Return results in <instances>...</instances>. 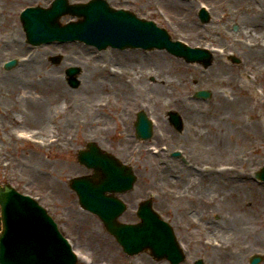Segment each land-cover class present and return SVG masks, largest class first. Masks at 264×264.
Wrapping results in <instances>:
<instances>
[{
  "label": "rangeland",
  "instance_id": "obj_1",
  "mask_svg": "<svg viewBox=\"0 0 264 264\" xmlns=\"http://www.w3.org/2000/svg\"><path fill=\"white\" fill-rule=\"evenodd\" d=\"M52 1L0 0V34L15 28L24 44L16 50L0 47V186L10 185L42 206L78 255V264H168L164 260L154 261L147 253L127 257L106 233L99 219L80 209L68 183L72 178L92 175V171L78 163L77 153L85 149L87 143H94L102 151L130 165L137 177L133 190L119 196L128 207L120 222L137 223L136 209L139 203L150 198L153 209L172 227L184 249L186 260L181 264H193L197 259L204 264H249L250 257L254 255L264 258V202L261 203L264 183L254 178V173L264 166V110L261 103L256 105L249 98V92L241 91L237 83L241 75L254 79L257 90L264 95V57L256 51L249 52L244 46L249 41L250 33L255 36L258 35L256 32L264 30V0H250V8L246 9L245 0H174L169 7H165L162 0H106L114 9H124L139 18L154 21L167 31L172 41H181L191 48L211 52L212 63L206 68L201 64L187 63L165 50L107 48L98 51L76 42L33 47L26 43L19 15L26 7H49ZM88 1L68 0L71 4ZM178 3L182 5L179 7ZM200 5L215 7L206 24H202L196 15ZM76 20L65 16L60 23ZM255 21L261 24L257 30L253 26L250 28ZM250 39L255 38L250 36ZM260 41H264V35ZM209 47L220 48L224 54H218ZM28 52L35 56L31 61L22 62L19 57ZM125 53L147 57L143 58L145 61H140L136 56ZM229 55L238 58L240 64H233ZM58 56H62L59 62ZM156 56L164 59V65L157 63ZM13 59L18 61L17 64L5 71L3 64ZM226 64L231 68L225 71L227 74L220 73L221 67ZM102 65L137 69L143 77L134 82L131 88L121 89L119 93L111 89H98L97 82L107 86L119 84L118 80L96 72V68ZM195 66L198 68L196 73L192 70ZM33 67L35 69L30 70ZM71 67L80 69L76 75L79 84L75 88L68 84L65 76L66 69ZM155 68L166 71V78L173 80L172 85L161 94V103L168 101L171 95H182L200 102L204 108L211 107L214 113L211 110L206 114L197 111L187 113L178 104L172 103L162 106L152 102L149 110L139 108L138 103L152 95L151 84L156 76L151 71L154 72ZM147 72L150 74L146 75ZM51 74L61 80L72 101L66 95L60 96L62 100H57L59 90L54 88L53 80L47 78ZM192 74L196 80H190ZM84 75L88 76L87 85L88 80L84 79ZM128 76L132 78L134 74ZM88 85L94 92L87 94L89 91L82 90L84 87L87 89ZM198 91H208L210 96L197 98L195 94ZM220 94H224L228 100L241 99L242 104L225 103L223 109H219L217 96ZM98 97L107 103L101 115L119 116L122 122L105 127L82 124L94 115L89 104ZM28 98L39 100L47 109H54V104L58 102L69 105L70 109L45 123L53 132L42 134L46 137L69 134L70 140L65 146L35 148L26 140L15 142L12 139L10 132L15 128L21 127L26 131L43 128L42 125L29 123L39 116L35 108L26 105L25 99ZM140 111L152 121L153 135L150 140L136 138L134 123ZM169 112L180 116L183 124L181 131L178 132L171 125ZM72 116L80 118L81 123L73 121L75 124L71 122L65 127L61 126L66 118L71 120ZM13 117L20 118V126H15ZM156 118L161 119L160 129L164 131L158 145L153 140L157 138ZM258 118L261 122L256 124ZM217 129L226 134L224 142L214 140L213 132ZM198 131L204 132V138L196 136ZM130 148L134 151L132 154ZM147 148L154 154L161 152V157L150 160ZM176 152L180 153L181 158L173 157ZM30 153H36L39 157L40 162L35 165L39 169L37 176L29 173L23 165ZM215 162L235 165L244 179L234 174L220 177L209 175L197 179L201 187L187 186L193 178V167H201L202 164L209 167ZM33 163L30 162L28 167H33ZM240 183L246 191H236L235 187ZM181 193H185L187 198L180 199ZM244 198L247 200L244 201ZM205 238L227 243L229 251L203 246L201 239Z\"/></svg>",
  "mask_w": 264,
  "mask_h": 264
},
{
  "label": "water",
  "instance_id": "obj_2",
  "mask_svg": "<svg viewBox=\"0 0 264 264\" xmlns=\"http://www.w3.org/2000/svg\"><path fill=\"white\" fill-rule=\"evenodd\" d=\"M33 11L31 14L26 13L23 16L25 19H22L25 20L27 39L34 45L64 37L83 41L98 49L108 46L120 49H166L189 63L199 62L204 67L211 63L208 53L188 49L178 42L172 43L164 31L151 23L139 21L128 12L112 10L104 0L71 6L66 0H56L49 10L39 8ZM65 14L82 20L60 28L58 19ZM207 20L204 14L203 21ZM14 64L11 62L8 69ZM78 73L79 69L74 68L67 71L73 88L79 84L74 79ZM197 96L208 97L209 94L200 92ZM170 121L176 130H182V121L176 113H170ZM136 129L139 138L149 139L152 135L151 126L142 113L138 116ZM88 147V153H79L78 161L93 169L95 174L70 181V188L76 192L80 206L99 217L106 231L115 237L129 256L149 250L156 259L165 257L172 264L182 261L184 257L172 229L153 211L150 200L139 206L137 215L141 219L140 224L117 222L126 206L115 195L130 191L136 177L131 168L101 153L95 145L89 144ZM257 177L264 181V168ZM106 192L113 196H105ZM0 207L3 226L0 233V264H76L69 245L33 199L19 195L9 187L0 188ZM259 262V258L252 259V264ZM196 264L202 263L198 261Z\"/></svg>",
  "mask_w": 264,
  "mask_h": 264
},
{
  "label": "bare ground",
  "instance_id": "obj_3",
  "mask_svg": "<svg viewBox=\"0 0 264 264\" xmlns=\"http://www.w3.org/2000/svg\"><path fill=\"white\" fill-rule=\"evenodd\" d=\"M162 1L164 2L165 7L172 6L173 5L172 3H174V0H162ZM244 2L247 3V6L245 7V9L250 8L249 4L251 1L245 0ZM177 5H179V7H180L182 4L180 5L178 3ZM163 8H164V6H163ZM213 10L215 11V8H213ZM252 26L254 27L253 29L257 30L260 28L261 24L259 22L255 21V25H251L250 28ZM6 33L0 34V47H7L9 49L16 50V49H19L21 46L24 45L23 43H21L23 41L20 40V37H19L20 33H17V30L15 28H10L8 30V33L7 34ZM256 33L258 35H255V36H253L254 34L250 33V36L255 38V39H250V36H249V43H248L247 49L251 53H254L256 51V52H258L259 55H261V57H264L262 55V54H264V41H260V39L263 38L264 30L261 29ZM1 44H4V45H1ZM244 46H246V45H244ZM245 48H243V49H245ZM252 50H254V51H252ZM125 55L136 56V58H138L140 61H145V59H143V58L147 57V56L144 57L141 55L139 56V54H127V53H125ZM34 56H35V54H30V52H28V53H25L23 56H20V57L25 58V59H23L25 61H31ZM156 57H158V58H156L158 61L157 63L164 65V59H162L159 56H156ZM35 59H36V57H35ZM219 59L221 60L222 58H219ZM230 68L231 67L228 64H226V65L222 66L221 69L219 68L220 73L227 74V72H225V71L229 70ZM33 69H35V68L33 67L30 70H33ZM173 69H175V68L173 67ZM197 69L198 68L196 66L192 68L194 73L197 72ZM258 69L262 71V69H260V68H258ZM133 70L132 69H123V68L116 69V68L110 67L109 65H105V66L102 65V67H97L96 72L101 73V74H105V76L109 79H112V80L116 79V80H118L117 83H119V84H117V86H115L113 84H110V86H107L105 83L97 82L99 84L98 89H107L106 91L111 89V90L117 91L118 93L121 89L128 90L129 87L130 88L132 87L134 82L139 81L143 77V75L139 74L137 69H133ZM261 71H259L260 74L262 73ZM151 73H154L156 76L155 81L153 82V84H151L152 91L150 93H152V95L151 96L149 95V97L146 96L149 99L146 98L147 100L140 101L137 105L139 108L149 110V106H150V104L152 105V102H153V104H155V105H156V103H159L162 106H167L170 103L178 104L187 113H193V112L197 111V112H202V113L206 114L211 110V107L204 108L201 106L200 102H196V101L190 100L188 98H184L182 95H177V96L171 95L170 99L168 101H164L163 103H161L162 102L161 98H160L161 94L163 93V91H166V89L170 85H172L173 80L170 79V77L166 78V75H165L166 71L164 72L161 69L155 68L154 72L151 71ZM132 74H134V76L132 78L128 76V75H132ZM149 74L150 73H148V72L146 73V75H149ZM47 78L50 80L52 79L54 82V83L52 82L54 88H57V90H59L57 100L61 99L60 96L65 97V95H66L67 99H70L69 95L67 94L68 92L65 90L61 80L57 79L58 77H54V76L52 77V74H51V75H47ZM189 78H190V80H194L195 79L194 74H192ZM84 79L88 80V76L84 75ZM88 83H89V80L87 81L86 85ZM237 83H238L239 89L241 91L246 92V93L249 92L248 93L249 98L252 99L256 103V105L258 104V102L261 103V106H262L261 109L264 110V95H261L260 92L257 90L256 84H255L256 81L254 79L253 80L247 79L244 75H241L240 77H238ZM144 88L145 87H143V89ZM82 90L89 91L87 94H90V92H94V89H92L89 85H88L87 89H86V87H84ZM70 101H72V100L70 99ZM217 101L219 103V105H218L219 109H223L222 105L225 103L242 104L241 99L232 98L231 100H228V98L224 94L218 95ZM25 102H26V105L35 108V111L36 112L38 111L37 116H39V118H37V117L32 118L29 121V123H32V125L33 124L42 125L43 128L39 129V130H34V131L22 130L21 127L20 128L18 127V126H20L19 125L20 124V118L19 117H13V121L15 123V126L18 128H15V131L10 132V136L12 137V139H14L15 142H19V141L26 139V141L31 143L35 148H38V147L39 148H47V147L52 148V147H57V146H61V145L65 146L67 144V142L69 141V138H68L69 134L59 135L57 137H54V136H52V137L47 136L46 137V136H42V134L43 135H49L53 132L52 129L47 127V124H45V123H47V121L50 118L56 117L60 113H63V111L70 109L69 105H66L64 102H62V103L58 102L59 104L58 103L54 104L55 105L54 109H51V108L47 109L39 100L34 99V98L25 99ZM89 105H90L89 107H91V113L94 115L91 116L89 118V120H87V122L83 121L82 124L87 123L88 125H96V126L102 125L103 127H105L108 125L111 126L115 122H119V121L122 122V119L119 116H102L101 115L103 112H105V108L107 106L105 99H101L100 97H98V98L94 99V101H92ZM211 111H212V113H214L213 110H211ZM72 117L73 118L71 120H68V118H66L65 124L61 125V126L65 127L67 124L69 125L73 121L81 123L80 118H76L74 116H72ZM258 119L259 120L255 122L256 124H259L261 122V119L260 118H258ZM154 123H155V127L157 129V132H156L157 138L153 139V140H154L155 144L158 145L163 139L164 131L162 129H160V125L162 124L161 119L156 118ZM72 124H75V122H73ZM202 131H198L196 133V136L198 138H201V139L204 138V132H202ZM223 132L221 131V129H217L216 131H214L213 132V134H214L213 138H215L214 140L217 142H220V143L224 142L226 139V134H224ZM0 142H1V138H0ZM130 149H129V152H130V154H132L134 151L132 150V148H130ZM149 149L150 148H147V153L150 156L149 157L150 160L161 157V152H157L154 154ZM30 154H29V157L26 158V161H24L23 165L27 168L29 173L37 176L39 169L35 165L39 164L38 163V162H40L39 157L37 156L36 153H30ZM30 162H34V163H33V167L29 168L28 164ZM203 165L204 164H202L201 167H200V165H197V168L191 172V175L193 178H192V180L190 179L189 182L187 183L188 187L195 188L196 186H200L199 182H197V179H199L201 177L203 178V177H206L209 175L220 177L223 175L234 174L237 176L240 175L241 177L243 176L242 179H244V175L242 173H239L236 166L232 165L230 163L220 164L218 162H215L213 165L209 166L206 169L202 168ZM235 188H236V191H238V190L246 191V188L241 183L237 184ZM179 198L180 199H186L187 195L185 193H181V194H179ZM245 200H247V199L244 198V201ZM262 202H264V198L261 200V203ZM201 244L203 246L211 248L212 250H222L223 252H225L226 250L229 251V248L226 247L227 243H222V242L219 243L218 241L210 240L208 238L201 239Z\"/></svg>",
  "mask_w": 264,
  "mask_h": 264
}]
</instances>
